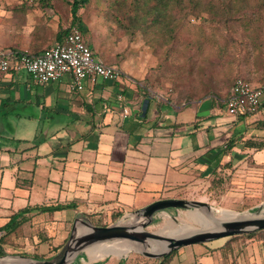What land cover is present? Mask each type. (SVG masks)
<instances>
[{
	"label": "crops",
	"instance_id": "0c3cea01",
	"mask_svg": "<svg viewBox=\"0 0 264 264\" xmlns=\"http://www.w3.org/2000/svg\"><path fill=\"white\" fill-rule=\"evenodd\" d=\"M4 13L3 51L36 56L60 43L47 13L27 11L10 21ZM110 66L121 71L115 82L97 79L79 92L69 89L68 78L41 85L25 72L0 73V238L9 234L3 227L10 218L29 209L12 234L32 231L65 242L76 217L93 224L92 217L103 215L105 223L93 225H113L167 192L194 190L216 174L247 181L224 198L264 196L262 69L243 68L237 77L262 89L259 109L231 116L226 100L234 82L225 96L178 104L147 93L123 67ZM215 241L181 247L166 264H264V230ZM125 256L98 246L70 264H129Z\"/></svg>",
	"mask_w": 264,
	"mask_h": 264
},
{
	"label": "rangeland",
	"instance_id": "374dc122",
	"mask_svg": "<svg viewBox=\"0 0 264 264\" xmlns=\"http://www.w3.org/2000/svg\"><path fill=\"white\" fill-rule=\"evenodd\" d=\"M39 1L35 0L32 5H27L21 0H0V11L1 14L5 12V18L9 21L22 19L27 11L33 14L39 11L47 13L50 16L48 20L53 22L54 32H57L60 26H69L71 0H52L46 9L41 7ZM108 2L91 0L85 8L78 11L80 22L77 25L82 29L86 42L93 50L96 49L99 61L123 67L147 93L161 94L177 103H188L210 93L225 96L234 80L241 76L243 68L264 71V0H223L225 15L219 16L221 11L217 10L218 16L214 21H210L205 13H201L199 17H181L177 22V9H173V26L176 30L173 40L163 39L159 30L150 25L138 29L135 23L129 24L124 12L111 8ZM1 50L3 51L0 45ZM240 178L245 176L237 177L232 173L222 177L216 174L194 190L185 193L167 192L162 195V200L185 198L183 200L207 204L216 211L260 215L264 211V196L260 199L253 195L242 199L238 194L227 197L228 190L235 191L240 184L247 182L245 179L240 181ZM225 195L227 196L224 198ZM199 214L207 218L209 212L204 206L188 210L160 211L145 230H162L164 234L177 230V234L182 231L188 234L201 229ZM126 216L120 218L119 222L137 225L142 219L135 212ZM106 218L100 215L91 219L93 224L103 225ZM109 221L108 217L107 222ZM67 239L65 242L63 238L47 240L44 233L36 236L32 231L26 236L9 233L3 238L2 249L5 256L46 260L59 253ZM36 242L39 243L35 246ZM213 242L215 243H211L214 245L220 241ZM25 243L34 245V251L31 248L25 249ZM47 246L50 247L49 252ZM202 246L204 245L196 248L204 250L206 247ZM113 247L120 250L126 246L124 243H117ZM256 248L258 250L260 247L257 245ZM174 254H177V251H174L171 257ZM126 256L129 257V264L136 260L143 264L160 262L144 258L134 251Z\"/></svg>",
	"mask_w": 264,
	"mask_h": 264
},
{
	"label": "water",
	"instance_id": "95a60500",
	"mask_svg": "<svg viewBox=\"0 0 264 264\" xmlns=\"http://www.w3.org/2000/svg\"><path fill=\"white\" fill-rule=\"evenodd\" d=\"M196 206H204L209 212L207 218L199 214L205 221L203 224L200 223L201 229L193 230L188 234L183 231L177 234V230L165 234L162 230L156 232L145 230L160 211L188 210ZM135 214L142 217L137 225H132L131 222L125 224L117 222L109 226H95L86 218L76 217L65 245L51 259L34 260L28 257L4 255L0 256V264H70L78 254L98 246L104 248L105 254H112V247L117 243L136 247L131 251L141 254L144 258L161 260L181 247L264 230V211L260 215L249 216L224 210L218 215L217 211L207 204L183 199L159 200L136 211ZM78 225L81 227L78 228ZM152 244L160 248L153 249Z\"/></svg>",
	"mask_w": 264,
	"mask_h": 264
},
{
	"label": "built area",
	"instance_id": "2783aa9c",
	"mask_svg": "<svg viewBox=\"0 0 264 264\" xmlns=\"http://www.w3.org/2000/svg\"><path fill=\"white\" fill-rule=\"evenodd\" d=\"M21 1L32 5L35 0ZM18 72L27 73L41 85L68 78L69 89L76 92L82 91L87 82L95 83L100 79L113 83L121 75L117 67L106 65L94 56L78 25L70 28L63 44L46 49L39 55L0 51V73ZM261 96L262 89L237 78L226 100L227 113L231 116L254 114L259 108Z\"/></svg>",
	"mask_w": 264,
	"mask_h": 264
},
{
	"label": "trees",
	"instance_id": "16d2710c",
	"mask_svg": "<svg viewBox=\"0 0 264 264\" xmlns=\"http://www.w3.org/2000/svg\"><path fill=\"white\" fill-rule=\"evenodd\" d=\"M52 0H40L42 8L49 7ZM91 0H71L69 3L71 21L67 28L60 26L57 30V39L61 40L59 44H63L67 34L72 26L80 22L78 11L85 8ZM108 5L111 8H116L119 12H124L125 17L128 18L129 24L135 23L142 29L145 25H150L159 30V34L163 39H175V15L173 9H177V22L181 17L192 15L199 17L201 13H205L210 21H214L218 16V11H221L219 16L225 15V8L223 0H108ZM121 25H123L121 23ZM93 51V50H92ZM94 54V51H93ZM177 102V101H175ZM184 103V102H182ZM179 104V103H178ZM259 109V108H258ZM56 207L54 209H60ZM62 209V208H61ZM42 211V209H41ZM30 212L29 209H23L17 214L13 215L9 222L3 227L6 233H13L23 223L24 215ZM253 234L249 233L248 235ZM3 238H0V256L6 255L2 249ZM173 253V252H172ZM172 253L160 260L159 264H166Z\"/></svg>",
	"mask_w": 264,
	"mask_h": 264
},
{
	"label": "bare ground",
	"instance_id": "6f19581e",
	"mask_svg": "<svg viewBox=\"0 0 264 264\" xmlns=\"http://www.w3.org/2000/svg\"><path fill=\"white\" fill-rule=\"evenodd\" d=\"M224 212V210H219V211H217V213H218V215H221V213H223ZM195 216H197V214L195 215ZM198 219H200L202 222V224L203 223H205V221L200 217V216H198ZM125 246L126 247H124V248H122V249H120L119 250V248H115V247H113V249L114 250H112V254H117V255H120V254H124V255H126L129 251H131V250H133V249H135L136 247H134V246H132V245H130V244H125ZM152 247H153V249H159L160 247L158 246V245H156V244H152ZM110 248V247H109ZM108 250V249H107ZM105 251V250H104ZM101 255V254H100ZM99 255V256H100ZM102 256V255H101Z\"/></svg>",
	"mask_w": 264,
	"mask_h": 264
}]
</instances>
